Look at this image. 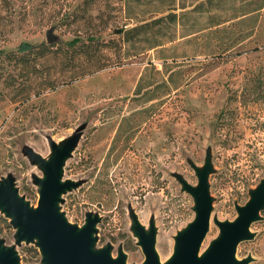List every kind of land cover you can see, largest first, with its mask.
<instances>
[{
  "label": "rangeland",
  "instance_id": "374dc122",
  "mask_svg": "<svg viewBox=\"0 0 264 264\" xmlns=\"http://www.w3.org/2000/svg\"><path fill=\"white\" fill-rule=\"evenodd\" d=\"M193 1L0 0V184L35 206L41 160L69 146L58 209L77 228L94 218L92 247L125 264L145 257L136 222L172 256L198 172L211 202L199 255L264 178V0ZM249 231L235 257L264 264V206ZM0 246L46 263L1 206Z\"/></svg>",
  "mask_w": 264,
  "mask_h": 264
},
{
  "label": "water",
  "instance_id": "95a60500",
  "mask_svg": "<svg viewBox=\"0 0 264 264\" xmlns=\"http://www.w3.org/2000/svg\"><path fill=\"white\" fill-rule=\"evenodd\" d=\"M47 40L52 36L46 32ZM69 146L57 148L49 161L41 160L45 176L41 180L39 197L35 206H30L9 183L0 184V206L11 215L18 226V237L37 238L44 253L45 264H125L121 253L113 257L107 248L94 249V218L77 228L71 224L58 209L57 200L60 191L67 185L60 181V169ZM198 184L188 187L195 198L196 215L186 228L177 234L176 246L172 256L160 262L154 248V230L148 232L136 222L135 228L139 243L145 254L141 264H246L248 258L237 259V243L251 236L249 226L259 217L264 206V178L251 191L250 198L238 207L233 220L218 221L220 235L209 248L198 254L200 243L208 229L211 210L207 188V170L198 172ZM0 264H17L11 249L0 246Z\"/></svg>",
  "mask_w": 264,
  "mask_h": 264
},
{
  "label": "crops",
  "instance_id": "0c3cea01",
  "mask_svg": "<svg viewBox=\"0 0 264 264\" xmlns=\"http://www.w3.org/2000/svg\"><path fill=\"white\" fill-rule=\"evenodd\" d=\"M203 1L205 2L206 0H203ZM200 3H202V0H194L192 3H190L189 6H190L191 10H195V9H197V7ZM184 7L185 6H181V9H183L182 11H184ZM261 7H263V1L260 2V4L257 6V8L254 11H258ZM250 12H252V11H250ZM178 16H180V13H178Z\"/></svg>",
  "mask_w": 264,
  "mask_h": 264
},
{
  "label": "trees",
  "instance_id": "16d2710c",
  "mask_svg": "<svg viewBox=\"0 0 264 264\" xmlns=\"http://www.w3.org/2000/svg\"><path fill=\"white\" fill-rule=\"evenodd\" d=\"M68 43H72L71 40H68ZM33 44H31L30 42L24 41L21 42V46L18 48L22 51H28L30 48H32ZM139 91V86L137 85L135 87V93H137Z\"/></svg>",
  "mask_w": 264,
  "mask_h": 264
}]
</instances>
